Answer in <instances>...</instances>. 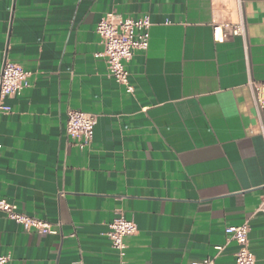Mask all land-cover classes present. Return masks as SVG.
<instances>
[{"label": "crops", "instance_id": "crops-1", "mask_svg": "<svg viewBox=\"0 0 264 264\" xmlns=\"http://www.w3.org/2000/svg\"><path fill=\"white\" fill-rule=\"evenodd\" d=\"M109 12L151 23L126 64L132 95L100 56ZM243 18L246 51L221 40L236 0H0V71L8 60L30 73L2 101L0 199L58 230L0 212L7 264H119L106 236L116 213L137 227L127 264H236L224 229L245 222L264 264V110L260 121L248 87L264 85V0H243ZM69 109L96 117L84 149L66 134Z\"/></svg>", "mask_w": 264, "mask_h": 264}, {"label": "built area", "instance_id": "built-area-1", "mask_svg": "<svg viewBox=\"0 0 264 264\" xmlns=\"http://www.w3.org/2000/svg\"><path fill=\"white\" fill-rule=\"evenodd\" d=\"M239 12L237 24L228 27L225 32L221 31V40L226 36L240 37L246 47V25L243 18V0H236ZM151 23L148 16L139 19L123 17L115 12L104 14L96 25L95 32L103 46L100 56L105 59L109 76L124 88L127 94L134 93V87L129 81V73L126 64L130 61L135 51H146L149 45V29ZM214 36L219 33V27H213ZM30 73L19 65L5 60L0 71V112L9 113L10 107L3 105L2 101L18 95L27 86L26 80ZM248 87L253 96L256 112L261 121V114L264 110V85L252 79L248 81ZM65 131L67 136L75 141L79 149H84L91 143L93 130L96 124V117L90 113L80 110L69 109L66 112ZM262 134L264 136V125L261 121ZM0 212L22 226L25 231L33 230L37 234L57 235L58 230L50 223L28 217L17 211L15 205L0 199ZM264 215V185L260 196V202L256 210ZM249 225L247 222L240 226L226 227L224 233L228 241L236 244L235 252L236 264H256L254 256L247 248V235ZM137 233V227L132 220L125 218L122 213H116L108 225L106 233L111 243V247L117 252L119 264H127L125 261L127 245L125 239ZM217 252L221 247H215ZM9 255L0 256V264H7ZM200 264H213L212 259H206Z\"/></svg>", "mask_w": 264, "mask_h": 264}]
</instances>
